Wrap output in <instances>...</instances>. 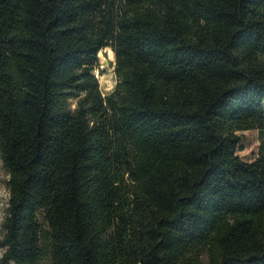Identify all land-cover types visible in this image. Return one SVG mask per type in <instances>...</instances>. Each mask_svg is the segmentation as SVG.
I'll return each mask as SVG.
<instances>
[{
	"label": "trees",
	"instance_id": "16d2710c",
	"mask_svg": "<svg viewBox=\"0 0 264 264\" xmlns=\"http://www.w3.org/2000/svg\"><path fill=\"white\" fill-rule=\"evenodd\" d=\"M248 130L264 0H0V264H264Z\"/></svg>",
	"mask_w": 264,
	"mask_h": 264
},
{
	"label": "rangeland",
	"instance_id": "374dc122",
	"mask_svg": "<svg viewBox=\"0 0 264 264\" xmlns=\"http://www.w3.org/2000/svg\"><path fill=\"white\" fill-rule=\"evenodd\" d=\"M113 52V51H112ZM101 67L95 72L100 79L102 90L105 94L111 92L117 83V76L115 73V55L111 58V53L108 48L103 49L99 53ZM108 59L110 64L104 63ZM103 76L105 78H103ZM242 136L241 148L238 154L245 161H252L264 152V132L259 130H248L239 132ZM10 175L5 168L3 159L0 157V241L4 237L3 223L8 213L10 189H9ZM3 254V248L0 246V256ZM203 264H209V256L206 250L200 253Z\"/></svg>",
	"mask_w": 264,
	"mask_h": 264
},
{
	"label": "bare ground",
	"instance_id": "6f19581e",
	"mask_svg": "<svg viewBox=\"0 0 264 264\" xmlns=\"http://www.w3.org/2000/svg\"><path fill=\"white\" fill-rule=\"evenodd\" d=\"M108 49H109V51L111 53V58H114V53L112 52V50L110 48H108ZM103 78H105V77L103 76Z\"/></svg>",
	"mask_w": 264,
	"mask_h": 264
},
{
	"label": "water",
	"instance_id": "95a60500",
	"mask_svg": "<svg viewBox=\"0 0 264 264\" xmlns=\"http://www.w3.org/2000/svg\"><path fill=\"white\" fill-rule=\"evenodd\" d=\"M113 53H114V52H113ZM104 63H105L106 65L110 64V62H109L108 59H105Z\"/></svg>",
	"mask_w": 264,
	"mask_h": 264
}]
</instances>
